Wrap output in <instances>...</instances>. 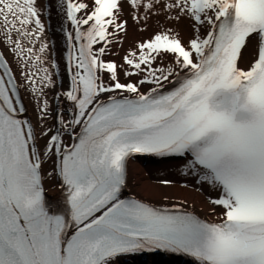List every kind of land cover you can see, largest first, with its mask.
Masks as SVG:
<instances>
[{
    "label": "snow or ice",
    "instance_id": "snow-or-ice-1",
    "mask_svg": "<svg viewBox=\"0 0 264 264\" xmlns=\"http://www.w3.org/2000/svg\"><path fill=\"white\" fill-rule=\"evenodd\" d=\"M130 21L149 35L124 49ZM0 45V264H264V0H0ZM137 156L206 184L209 214L128 194Z\"/></svg>",
    "mask_w": 264,
    "mask_h": 264
},
{
    "label": "bare ground",
    "instance_id": "bare-ground-1",
    "mask_svg": "<svg viewBox=\"0 0 264 264\" xmlns=\"http://www.w3.org/2000/svg\"><path fill=\"white\" fill-rule=\"evenodd\" d=\"M41 2L45 3V0H41ZM62 16L63 15L60 14L58 8L53 7L52 16L48 25L47 36L53 49V58H60V75L58 76V80H60L63 84V88L61 90H65L70 85V76L67 73L66 55L68 45L62 31V26L64 24V19ZM53 17L55 18V21L53 20ZM44 18L46 20L48 19L47 14H45ZM186 32L187 29L185 28L182 34H185ZM148 35V32L137 31L135 26L131 25L130 21L129 32L125 38L123 48H129L136 41L146 38ZM0 50L5 52L6 58L9 59L10 64L16 72L17 78L19 80L20 76L15 63V58L9 53L7 47L0 45ZM121 55H123V52H121ZM26 103L29 109L28 114L33 119H35L36 113L34 111L33 103L28 100H26ZM57 103L59 102L53 99L54 109L56 108ZM69 104L70 102H63L64 107H67ZM52 123H55V121L53 120ZM128 178V194L136 195L140 198H144L156 203L162 202L166 205L183 201L186 202L187 207L195 208L198 211V214L202 217L208 215L210 212V206H208L206 203L208 197H215L216 195V193L206 184L203 186L199 185L196 182L195 177L182 175L176 170L174 162L170 161L159 159H143L137 157L133 158L129 162ZM163 179L173 180L175 185L172 187L160 186L159 181ZM56 184L57 181L55 179L51 180L47 184V187L50 190L49 194L52 198H56L58 195L55 191H53ZM184 185H187V187ZM165 197H167V199H165ZM166 261L171 264H175V261L172 259H168ZM148 264H152L151 259L149 260ZM156 264L160 263L157 262Z\"/></svg>",
    "mask_w": 264,
    "mask_h": 264
}]
</instances>
